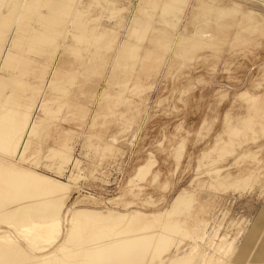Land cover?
<instances>
[{
	"label": "rangeland",
	"instance_id": "rangeland-1",
	"mask_svg": "<svg viewBox=\"0 0 264 264\" xmlns=\"http://www.w3.org/2000/svg\"><path fill=\"white\" fill-rule=\"evenodd\" d=\"M28 1L0 0V115L25 111L35 130L21 158L1 152L0 163L65 185L64 219L91 210L137 212L155 229L178 222L188 235H172L178 248L161 264L184 254L191 264H264V0H39L24 16ZM53 12L60 22L48 33L38 18ZM37 32L50 41L32 40ZM12 194L6 213L29 200ZM178 195L189 206L170 215ZM2 209L12 241L0 252L12 258L1 264L50 252L41 264H68L86 239L128 224L89 221L58 250L45 233L20 232L43 215L20 221Z\"/></svg>",
	"mask_w": 264,
	"mask_h": 264
},
{
	"label": "bare ground",
	"instance_id": "bare-ground-1",
	"mask_svg": "<svg viewBox=\"0 0 264 264\" xmlns=\"http://www.w3.org/2000/svg\"><path fill=\"white\" fill-rule=\"evenodd\" d=\"M26 1L27 0H25V2ZM29 1H31V0H29ZM32 2H33V5L32 4L31 5L30 4H27L26 5L23 2V4H24L23 5V8H24V11H25L24 12V16H27L29 13H31L33 11L36 12V10L34 9V6H36V4L38 2H40V1L39 0H33ZM44 2L46 3V5L50 3V5H49L50 8H52V6H54L53 4H51V2L47 3L48 0H46V1L43 0V3ZM55 8H56V6H55ZM57 8L55 10H57ZM66 8L67 7H63L62 8V10H61L62 13L66 14V11H67ZM22 13H23V11H22ZM54 13L55 12H53L52 15L49 14V15H51L50 17H48L49 15H47V18L44 17L45 15L44 16L42 15L43 17H41V18L39 17L38 18L39 22L43 26L46 27L45 30L48 33L52 30L53 27L56 26L55 23H57L59 21L58 18L56 17V15ZM57 13H59V12L56 11V14ZM18 15L21 17L20 14H18ZM19 16H18L17 19H19ZM4 17H6V16H4ZM0 19H1V17H0ZM4 23H5V21H4ZM53 30H54V28H53ZM38 32L36 33V36L33 37V38H31V39L34 40L35 42L38 41V44L40 43L39 41L45 42V44H47L46 42H49L50 41V39H47L49 37H47V35H45L44 32L43 33L42 32L41 33H38ZM0 36H1V34H0ZM12 37H14V36L12 35ZM50 38H52V37H50ZM14 40H15V38H14ZM0 41H1V39H0ZM11 42H13V40ZM3 46H5V45H3ZM39 48H40V46H39ZM41 49H43V48H41ZM37 51H38V49H37ZM7 53H8V51L3 54V57H5L6 59L7 58L8 59L9 58L16 59V58H14L13 54H12V56H10L11 54H7ZM3 61H5V60H3ZM8 62H10V61H8ZM11 63H12V61H11ZM3 81H4V79H3ZM0 82H2V81H0ZM2 83H4V82H2ZM15 87H17V86H15ZM12 109H14V108H12ZM23 112H25V111H23ZM23 112L22 113H19V112L15 111V110L5 109V111H3L1 113V115H0V153L2 152L1 155H3V153L5 155L16 154V156H19V158H21V156L23 155L22 152H21L22 149H23V146L26 143V141H28L27 140V137H30L29 134H31L32 132L34 134L35 128H33V126H32V125H34L33 124V121L32 120H27V117L28 116H26V113H23ZM62 153L63 152H61L60 154L63 155ZM12 157H13V155H12ZM14 157H15V155H14ZM10 158H8V159H10ZM64 158H66V157H64ZM219 158H221V157H219ZM2 162H3V160H2ZM2 162L0 163V205H1V203H3L2 201H3L4 196L7 195V194L9 195V193H13L12 194L13 196L15 194L14 199L15 198L18 199L19 202L20 201H25L26 199H29V200H27L28 202L26 201V203L23 202V203L19 204L18 207H16L17 205L15 204L14 205L16 207L15 210H12L11 212H7V213L5 211L6 210L5 207L9 208L12 204L11 205L8 204L9 206L8 205L5 206L7 204L6 203L5 205H3L5 207H2V208H5V210L2 209V208H0V209H2V210L5 211V213H3L4 215L2 213H1V215L4 216V217H7V216H9L11 214L12 215H16L17 219L20 220V221L23 219V217L24 218L26 217L25 219H29L28 216H27V214L29 213V216H31V214H30L29 211H31L32 209H34L33 212H32V215L35 214L36 211L38 212V213L36 212L37 216L35 215L36 216L35 219H37L38 216H40V218H41V216L43 215L42 221H40V222H35V220L33 219L34 216H31V217H33V218H31V220L33 219L34 221L32 222L30 220L31 221V224H29L27 227H24L25 225L22 226V229H21V226H20V229H21L20 232H22V235L29 233V234H33L34 236H37V237L42 236L43 233H45L44 242H45L46 247L51 246L54 243H57L58 244V246H57V249L58 250L61 249V248L62 249L65 248L66 249L69 246L68 244H70V242H73L74 237H77V238L80 237L79 233L81 232V229L84 226H86V223L89 224V221L96 222V223L90 222V223H92L94 225L96 224V227L98 225H100L99 222L100 223H103V224L107 223L108 226H111V224L114 223V226H116V224H117V225H119V227H120L121 223H123V221H124L123 225L125 224V222L128 223L126 226H124L126 230L125 229L124 230L121 229V231L118 230V232H113L112 234H108V233H105L104 234L102 232L104 235L102 234V235H99V236L98 235L97 236H93L94 238L91 239V237H90L89 240L86 239V241H87L86 242V246L83 245L84 246V247H82L83 249L78 254L79 259L77 257V260L76 261H73V262H71L70 261L71 259H70L69 260L70 261L69 262L70 264H144V262H145V264H153V263L159 264L160 262H162V259H163L162 256L166 255L169 252V249H170V247H172V244L174 246V249H177L178 248L179 243L174 244L173 239H172L173 238L172 235H176V234H179L181 236H184V235L187 236L188 235L187 231L185 229L183 230L181 228V226L178 224V222H176V221H168V222L165 221L166 223H164V224L161 223L162 224V225L160 224L161 226L158 225L160 229H158V228L155 229L154 227L156 225L154 227L153 226L151 227V225H153V224H151L150 221L148 222L147 220H144V219L143 220H140V216L142 217V214L140 215L137 212L136 213H131V214H121V215L120 214L113 213V212H107L105 215H102L100 212H97V211L95 212V211H91V210H89V211H87V210H76V211H73L72 210L73 213L70 214L69 218L68 219L67 218L64 219L67 216V213L66 212H63L62 213L61 212L62 211V208H63V205H64V202H63V199L60 196H61V192L62 191H65V188H66V187H64L65 185H62L60 182H56V181L52 180L51 178H49L47 176L38 175L37 173H34V172L29 171L27 169H25V170H18V169H16L17 168L16 166H15L16 168H11L10 166L8 167L5 164L3 165ZM18 163H16V164H18ZM141 169H143V168H141ZM139 170H140V168H139ZM139 173L142 174V172H138V174ZM144 174H145V172L142 175H144ZM216 174H218V173L216 172ZM227 178L229 179V176ZM138 179H139V177H138ZM220 180L221 179L219 178V181ZM216 182H217V180H216ZM234 182H235V180H234ZM239 183H240V181H239ZM244 183H245V181H244ZM67 189L68 188H66V190ZM180 195H178V197H176L174 199L173 203H171L172 204L171 209L169 208L171 210L169 212L170 215L172 213H174V212L177 213V211L178 212L179 211L182 212V210L184 208H187L189 206L188 205L189 204V199L186 202V201L182 200V198H181ZM183 196H184V194H183ZM35 197L42 198V200H40V201L39 200L37 201V199L36 200H33V201L30 200V198L34 199ZM8 199H9V201H11L9 197H8ZM8 199H6V200H8ZM18 201H17V204H18ZM42 202L45 203L46 205H44ZM36 203L37 204L39 203L40 205L42 203L43 205H41V206H45V207L43 209H39V211H38V210H36L37 209L36 208L37 207V204ZM34 204H36V207H35ZM32 205L34 206V208H32ZM12 207H13V205L11 206V208ZM7 211H8V209H7ZM0 212H2V211H0ZM167 213H168V211H167ZM25 214H26V216H25ZM144 218H145V216H144ZM150 218H152V217H150ZM3 219L5 220V218H3ZM8 219H10V218H8ZM145 219H147V218H145ZM160 219L161 218H159V220ZM62 221L63 222L65 221L64 223L67 224V227L68 228L66 227L65 228L66 230H64V229L61 228ZM5 222L7 223V221H5ZM97 223H98V225H97ZM22 225H23V223H22ZM107 225H105V226L103 225L102 227L106 228ZM114 226H111L109 228L111 229ZM91 227H93V225H91ZM135 227L136 228L138 227L137 229H140V231L137 232V233H134V232L130 233V231H133V230L136 229ZM130 228L133 229V230H130ZM87 229H88V227H87ZM0 233L3 234V235H0V247H3L4 246L3 247L4 249L3 248H1V249H3V251H5V250H7V249H9L11 247L10 246L11 245L10 244V241H12V239L10 240L9 237L6 236V234H5L6 232L5 231H2L1 229H0ZM90 235H91V233H90ZM92 235H94V234L92 233ZM23 237H24V235H23ZM78 243H79V241H78ZM5 247H9V248L5 249ZM15 248H17V247H15ZM79 248H81V247H79ZM8 252H9V250H8ZM24 252H21V254H18V253H15L14 252L16 255H12V256L13 257L14 256H17V254H18V257L21 256V255L23 256L22 253H24ZM0 254L2 256V257H0V259L3 258V256L7 255V257H5L6 258L5 261L7 260V258H9V260H10V258H12L11 255H9L10 257L8 256V253L5 254V255H3L4 252H0ZM51 254H53V252H50L48 254H44V256L43 255L42 256H36L35 259L36 258H43V260L40 259L41 260V263H42V261H44L45 258H49ZM76 254H77V252H76ZM18 257H17V259H18ZM74 257H73V259H74ZM9 260H7V261H9ZM40 260L38 261L39 263H40ZM0 261H2V259ZM25 261H27V262L25 263ZM25 261H24L25 264L29 263L28 259L25 260ZM191 261H192V258H190L187 254H184L183 256H181V257H179L177 259H171V260H169L167 264H188V263L191 264ZM10 262H12V261H10ZM14 263H17V262H14ZM39 263H37V264H39ZM19 264H21V262H19Z\"/></svg>",
	"mask_w": 264,
	"mask_h": 264
}]
</instances>
